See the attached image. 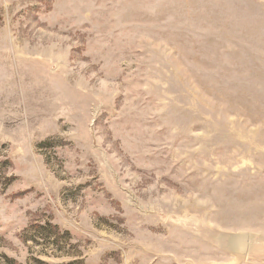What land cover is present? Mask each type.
Masks as SVG:
<instances>
[{"label": "rangeland", "instance_id": "374dc122", "mask_svg": "<svg viewBox=\"0 0 264 264\" xmlns=\"http://www.w3.org/2000/svg\"><path fill=\"white\" fill-rule=\"evenodd\" d=\"M0 264H264V0H0Z\"/></svg>", "mask_w": 264, "mask_h": 264}]
</instances>
